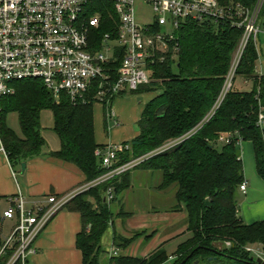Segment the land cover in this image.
<instances>
[{"label": "trees", "instance_id": "1", "mask_svg": "<svg viewBox=\"0 0 264 264\" xmlns=\"http://www.w3.org/2000/svg\"><path fill=\"white\" fill-rule=\"evenodd\" d=\"M256 1L246 0L249 5ZM242 35L229 26L184 24L178 33L179 52L156 62L153 82L132 93L159 92L144 107L139 136L128 143L130 150L118 154L112 169L145 158L137 169L162 172L163 190L177 187L176 201L188 213L191 237L178 246L172 264H216L222 259L228 264H259L247 250L264 251V221L245 224L237 202V192L245 182L243 143L253 144L256 171L264 181V74L257 70L261 57L253 42L236 71V77L252 84V91L232 90L221 99ZM95 104L93 96L77 105L65 95L57 101L39 80L17 82L15 94L0 100V139L15 174V168L43 154L46 142L41 116L48 110L54 115L53 130L61 141L60 151L50 156L77 166L88 183L103 177L108 170L96 156L103 147L95 141ZM104 106L109 113L108 105ZM12 113L18 115L22 136L7 125ZM223 135L231 137L226 145L218 142ZM173 141L179 143L162 151ZM130 187L128 172L77 195L64 207L81 215L83 228L77 247L83 264H103L106 255L108 259L103 236L117 217H126L122 212L116 215L112 204ZM109 188L114 189L111 202L105 201ZM133 240L116 235L114 244L125 249ZM169 258L161 248L145 259L113 256L108 264H166Z\"/></svg>", "mask_w": 264, "mask_h": 264}, {"label": "built area", "instance_id": "2", "mask_svg": "<svg viewBox=\"0 0 264 264\" xmlns=\"http://www.w3.org/2000/svg\"><path fill=\"white\" fill-rule=\"evenodd\" d=\"M137 1L0 0V100L15 94L17 82L39 80L55 100L60 101L65 95L77 105L87 103L93 96L96 104L108 105V115L113 118L111 100L153 82L152 67L158 61L164 62L171 52L172 55L179 52L178 33L188 22L229 26L243 33L221 99L234 89L237 68L250 42L261 57L264 0L252 5L246 0H143L155 17V23L146 26L138 23ZM230 139L223 135L218 142L226 145ZM178 143L170 142L162 151ZM0 146V155L10 163L1 139ZM127 150H130L128 143L99 149L96 156L109 173L86 189L104 182L118 154ZM144 159L120 166L117 174L130 172ZM247 189L245 181L239 190L246 194ZM73 198L74 195L60 199L51 196L48 206L38 205L28 211L19 191L8 201V207L0 204V262L29 264L36 253L38 236ZM113 199L114 189L109 188L105 201ZM13 220L15 224L6 235L5 224ZM247 251L264 263L262 249Z\"/></svg>", "mask_w": 264, "mask_h": 264}, {"label": "crops", "instance_id": "3", "mask_svg": "<svg viewBox=\"0 0 264 264\" xmlns=\"http://www.w3.org/2000/svg\"><path fill=\"white\" fill-rule=\"evenodd\" d=\"M264 66V64H261ZM131 96V97H128ZM155 93H141L123 95L115 99L112 109L115 117L110 118L103 105L95 104V141L100 147L129 143L139 134L138 123L144 107L156 98ZM98 109V114L96 112ZM117 121H121V125ZM49 134L44 137L46 146L40 157L25 162L23 172L17 167L13 175V168L2 155H0V204L14 198L19 191L25 199V209L30 211L39 206H48L51 196L58 199L81 194L90 185L84 173L74 164L50 156L52 152L61 149L58 135ZM253 156V159H252ZM241 159L244 163V177L248 183L247 193L239 207L241 219L245 224L252 225L264 221V181L256 171L255 152L253 144L243 143ZM254 162V168L252 166ZM255 170V171H254ZM143 174L146 185L139 196L136 195L137 175ZM159 174V175H156ZM157 176L154 186L148 184ZM131 187L121 194V207L114 213L121 212L126 217H117L112 226L103 236L102 243L106 251L117 257H134L145 259L159 249H164L169 255L171 264L178 246L190 239L188 231V213L176 201L177 187L161 189L163 173L133 169L130 171ZM141 200L142 208L129 210L128 207ZM239 201V203H241ZM5 207V206H4ZM134 207V206H133ZM141 208V209H140ZM140 209V210H139ZM240 215V214H239ZM83 228L81 215L67 208L60 210L38 236L35 242L36 253L30 258L29 264H83V255L77 247V237ZM143 235L135 239L136 234ZM134 239L125 249L114 244L115 236ZM172 258V259H171Z\"/></svg>", "mask_w": 264, "mask_h": 264}, {"label": "rangeland", "instance_id": "4", "mask_svg": "<svg viewBox=\"0 0 264 264\" xmlns=\"http://www.w3.org/2000/svg\"><path fill=\"white\" fill-rule=\"evenodd\" d=\"M136 11H137L138 23H140L141 25L146 26V25H152V24L155 23V17H154V14H153L152 10L150 9V7H149V5L147 3L143 2V0H138L137 1ZM260 45H261V49H262V54H261V58L258 60L257 66H258L259 72L264 74V66H261V63L264 64V39L263 38H261ZM142 88H144V87H141L140 89H142ZM252 88H253L252 84L251 83H246V81L242 77H235L234 78V89H233V91L243 92V93L244 92H251ZM155 94L158 95L159 92H156ZM128 97H131V96H128ZM98 109L99 108H96L97 114H98ZM117 122H118L119 125H121V121H117ZM7 125H8V127L10 129L15 131L18 135L22 136L17 114L12 113V114H9L7 116ZM41 126H42V135H44L45 137H48L49 134H54L53 133V131H54L53 130V127H54V115H53V113L51 111L47 110V111H44L42 113ZM0 148H1V146H0ZM252 159H253V156H252ZM246 164L247 163H244V166ZM252 166H253V169H255L254 168V162H252ZM119 167L120 166H118L117 168H115L112 171H110V176H108V178L104 182H102L101 184L107 183V182L109 183V182L113 181L114 179H116L117 177H120V176L125 175V174L128 173V172L127 173H122L120 175L117 174L116 171H117V169H119ZM135 168H137V167H135ZM135 168H133V169H135ZM15 170L17 171L18 169L15 168ZM108 173H109V171L106 174H108ZM156 175H159V174H156ZM156 179H157V176H155L153 181L148 183V184L151 185V183H152V186H154L155 183H156ZM135 183L137 184V189L135 190V193H136L137 196H139L140 194H143L142 193V189H144V187L146 185V180L144 178V175L143 174L137 175V180H136ZM243 199H244V195L240 191H238L237 192V202H238L239 207L241 206V204H242L241 201H243ZM137 201L138 202H135L133 205L128 207V209L129 210H138L137 208L141 207L142 203H141V200L137 199ZM239 201L241 203H239ZM121 202H122V198L120 196L119 199L114 204H112V210L114 212L118 211V207L120 209V207H121L120 203ZM2 204H4L2 207H4V206H5V208L8 207V203L2 202ZM240 210H241V208H240ZM240 212H239V214H240L239 216L241 217L242 215H241ZM14 224H15L14 220L13 221H8L5 224V234L6 235L9 234V230L14 226ZM136 235H138V233ZM102 245H103V243H102ZM103 247H104V249L106 251V247L104 245H103ZM254 249H256V248H254ZM113 255L115 256L117 254L113 253ZM113 255L109 254V258L113 257ZM172 262H173V260H172ZM103 264H108L107 255L105 256V261L103 262ZM216 264H228V261L225 260V259H222V261H220V262H218Z\"/></svg>", "mask_w": 264, "mask_h": 264}, {"label": "water", "instance_id": "5", "mask_svg": "<svg viewBox=\"0 0 264 264\" xmlns=\"http://www.w3.org/2000/svg\"><path fill=\"white\" fill-rule=\"evenodd\" d=\"M25 169H26V164H23V165H22V171L24 172ZM258 263H259V264H264V263L262 262L261 259H258ZM196 264H198V262H196Z\"/></svg>", "mask_w": 264, "mask_h": 264}]
</instances>
